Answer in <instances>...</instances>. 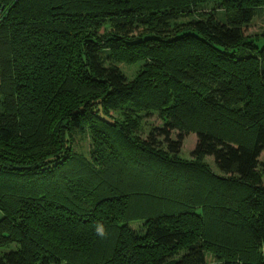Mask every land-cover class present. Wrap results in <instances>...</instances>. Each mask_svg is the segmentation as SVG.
<instances>
[{
	"label": "trees",
	"instance_id": "16d2710c",
	"mask_svg": "<svg viewBox=\"0 0 264 264\" xmlns=\"http://www.w3.org/2000/svg\"><path fill=\"white\" fill-rule=\"evenodd\" d=\"M263 7L0 0V264H264Z\"/></svg>",
	"mask_w": 264,
	"mask_h": 264
},
{
	"label": "rangeland",
	"instance_id": "374dc122",
	"mask_svg": "<svg viewBox=\"0 0 264 264\" xmlns=\"http://www.w3.org/2000/svg\"><path fill=\"white\" fill-rule=\"evenodd\" d=\"M259 10H264V7L259 9ZM263 32H264V11L260 12L259 16H257L253 20L252 26L248 31V35H251L254 38V40L257 41V43L255 42V44H257V48H259V49L264 48V42L262 41V40H264ZM123 68H124V71L127 72L126 71L127 68L126 67H123ZM129 77H130V75H129ZM151 122L155 125L160 124V121L158 120L156 115L151 118ZM84 143L85 142H82L81 144H84ZM195 145H196V135L195 134L186 135L184 145H183V149H182V156L186 159H189L190 153L194 150ZM261 160H262V162H264V154L261 156ZM206 163L208 165H210L211 170L213 172H215V170L212 167V161L210 159H207Z\"/></svg>",
	"mask_w": 264,
	"mask_h": 264
},
{
	"label": "clouds",
	"instance_id": "9594fccd",
	"mask_svg": "<svg viewBox=\"0 0 264 264\" xmlns=\"http://www.w3.org/2000/svg\"><path fill=\"white\" fill-rule=\"evenodd\" d=\"M96 231L102 237L106 235L105 230H104L103 227H97Z\"/></svg>",
	"mask_w": 264,
	"mask_h": 264
}]
</instances>
